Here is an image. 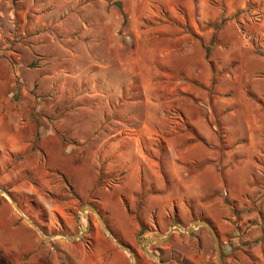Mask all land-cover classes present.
Listing matches in <instances>:
<instances>
[{
  "label": "rangeland",
  "instance_id": "374dc122",
  "mask_svg": "<svg viewBox=\"0 0 264 264\" xmlns=\"http://www.w3.org/2000/svg\"><path fill=\"white\" fill-rule=\"evenodd\" d=\"M207 69L209 84L192 76ZM157 106L165 119L148 127ZM263 140L264 0H0V188L23 213L0 194L43 235L133 264L90 204L136 264H158L144 238L193 220L215 229L225 264H264V199L239 210L223 193L264 192ZM115 199L136 222L129 240L109 224ZM143 248L162 264H219L205 226Z\"/></svg>",
  "mask_w": 264,
  "mask_h": 264
},
{
  "label": "crops",
  "instance_id": "0c3cea01",
  "mask_svg": "<svg viewBox=\"0 0 264 264\" xmlns=\"http://www.w3.org/2000/svg\"><path fill=\"white\" fill-rule=\"evenodd\" d=\"M198 5L203 6L204 2L202 1L198 3ZM187 63L191 67V69L192 67H195L198 70L200 69V67L201 70L204 69L203 56H199L193 63L192 60L191 62ZM192 64L196 65L194 66ZM198 64H201L203 66H199ZM192 72L195 71L192 70ZM192 76L201 81L203 84H209L208 82L210 81V77L208 69L204 77H202L200 73H198V71L193 73ZM157 85H159V83L155 84L154 89ZM190 87L191 88H187V90L185 89V91L196 95V97H200L199 90L195 86L190 85ZM144 89L145 92L149 91L148 86H145ZM217 89L218 91L221 90L219 86L217 87ZM201 97L203 99L204 96ZM149 101L150 97L147 95V93H145V103L148 104ZM201 104H203V101L201 102ZM145 114L147 115V117H149V121L147 122L148 127H151L152 123L154 124V127H159V125L161 126L162 124L161 121L165 119L164 112L159 109V106L155 107L154 109L148 107V110L145 112ZM187 116L190 118V115L187 114ZM204 116H202V118H204ZM199 117L197 119L190 120L191 123H193L197 127L199 132L202 133L201 127H206V124L203 122V119L201 120ZM248 129H250L251 131L249 133V145H252L249 148H252L254 151L258 146H253V142L255 139L253 131L255 130H253L250 126H248ZM258 129L259 133L262 134L261 128L258 127ZM243 142H245V144H243L246 145L247 142ZM240 147L241 146H237V148ZM241 150L243 149L241 148ZM253 156L254 153H247V156L245 158H242L239 164H242L245 159V164L250 161L252 162ZM80 193L85 194V192ZM223 193L227 197V199H231L232 202H238L239 210L242 209V207L245 208L247 206L254 208L253 204L255 201L252 199L254 196L257 198H261V200L262 198L264 199V192H246L247 194L244 195L245 192H234L231 187L229 188V192L225 190V192ZM121 203V200L115 199L114 201L109 200V202H105L104 204L107 211L110 212L109 217L107 218L111 228H113V230L118 232L121 236L129 240V238L131 237V231H129L128 228L131 226L133 235V232L137 228V225L136 222H134L133 219L129 217L127 211ZM257 203L255 204L256 210L254 212L256 213V215H259V223L255 225L258 228L260 227L259 225L262 224V216ZM230 208L234 210L232 205ZM61 215L65 217V213L62 212V210ZM252 217L253 216L244 217V219H242L240 223H242L244 220L251 219ZM234 219L235 217L232 218V220ZM235 224L236 225L231 226H237V223ZM67 226L70 227L71 223L68 222ZM39 228V226H37L36 228L26 219L21 218L18 212H16V210L13 208V206L9 204V202H7V200H5V198H3L0 194V264H119L120 261L123 262V258H121V255H119L118 253L112 252L110 255H108L96 248H94L93 250V247H91V244L88 241L81 239L68 241L61 236H46L43 235L44 233H42L40 230L41 228ZM251 237V235L247 236V238H245V241L253 239ZM237 238H239V235L236 236L235 234L233 240L235 241L237 240ZM233 260L236 261V259Z\"/></svg>",
  "mask_w": 264,
  "mask_h": 264
},
{
  "label": "water",
  "instance_id": "95a60500",
  "mask_svg": "<svg viewBox=\"0 0 264 264\" xmlns=\"http://www.w3.org/2000/svg\"><path fill=\"white\" fill-rule=\"evenodd\" d=\"M0 193L1 194H5L9 200L11 201V203L13 204V206L16 208V210L20 213H23L20 209V207L16 204V202L11 198L10 194L5 192L3 189L0 188ZM84 209H88L90 210L91 212H93L95 215H96V218L98 219V222L101 226V228L103 229V231L108 235V237L117 245L119 246V248H121L122 250L132 254L133 256V259H134V262L133 264H136V258L135 256L133 255V253L131 252L130 248L127 247L125 244L119 242L118 240H116L113 236V234L110 232V230L107 228L103 218L101 217V215L99 214V212L90 204L88 205H85L84 206ZM27 221L32 224L34 227L37 228V226L31 221L29 220L28 218H26ZM196 226H205L206 228H208V230L210 231V233L212 234L213 238H214V243H215V249H216V253H217V258H218V263L219 264H225L223 262V258H222V252H221V249H220V242H219V238H218V235L215 231V229L211 226L210 223L206 222V221H203V220H193L191 222V224L186 227V228H183V227H177L176 229L175 228H171L169 230V232L164 235L163 237H155V236H151V237H146L144 238L141 243H140V248L143 252H145L148 256H150L151 258H153L154 260L157 261L158 264H162V261L155 255V254H152V253H149L147 252L143 247L144 246H147L148 244L152 243V242H162V241H165L170 235L171 233H173V231L177 230V231H180V232H185V233H190L193 231V229L196 227ZM63 235V234H61ZM64 237L72 240L74 238H79L82 236V234H79L77 236H66V235H63Z\"/></svg>",
  "mask_w": 264,
  "mask_h": 264
},
{
  "label": "trees",
  "instance_id": "16d2710c",
  "mask_svg": "<svg viewBox=\"0 0 264 264\" xmlns=\"http://www.w3.org/2000/svg\"><path fill=\"white\" fill-rule=\"evenodd\" d=\"M33 149V148H32ZM63 179L65 180V182H67V179L63 176Z\"/></svg>",
  "mask_w": 264,
  "mask_h": 264
}]
</instances>
